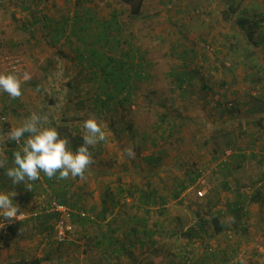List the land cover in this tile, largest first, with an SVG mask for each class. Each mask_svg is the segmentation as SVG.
Instances as JSON below:
<instances>
[{
    "label": "rangeland",
    "instance_id": "1",
    "mask_svg": "<svg viewBox=\"0 0 264 264\" xmlns=\"http://www.w3.org/2000/svg\"><path fill=\"white\" fill-rule=\"evenodd\" d=\"M96 2L113 5L117 19L116 27L106 30L103 46L98 43V52L125 59L126 66L141 73L125 102L102 106L96 100L97 95L104 99L110 92L105 79L93 75L95 71L81 75L76 65L71 72L57 69L54 73L41 65L37 72L34 62L39 60L30 61L28 68L18 48L3 44L0 73L11 72L8 62L17 57L22 65L19 75L27 72L32 78L22 81L19 99L0 93V117L5 118L0 121V136L35 112L48 117L41 127L56 128L71 146L74 138L82 139L85 120L102 122L107 140L90 149L95 163L86 179L69 178L62 183L56 179L47 191L40 192V199L47 203L52 195L50 187L68 189L67 195L72 196L69 201L78 211L96 216L102 193H121L119 211L146 220L144 227L137 226L136 236L143 238V244H133L128 251L116 254L107 252L96 245L99 230L109 227H101L99 220L75 224L71 241L60 247L50 241L52 220H46V231L23 239L48 241L49 246L42 249L47 251L42 252V264H171L191 254L200 264H264L263 198L259 203L247 202L257 191L264 197V163L260 158L264 151L248 153L241 148L248 143V133L264 134L250 122L252 111L264 108V41L254 48L237 22L239 17L247 19L243 26L247 29L249 24L262 21L254 32V40H260L264 34V0H145L142 17L135 20L117 0ZM229 8L232 14L228 12L225 19L222 11ZM179 74L186 77L182 86ZM257 113L264 120V111ZM243 129L244 135L237 140L240 149L232 151L241 158L230 156L227 163H219L212 149L222 151L232 139L222 133L232 136ZM27 137L25 134L21 139V147ZM128 146L135 150L133 159L123 151ZM4 148L18 150L12 141L0 144V149ZM149 156L155 157L157 168L146 162ZM160 168L164 169L160 174L146 176ZM198 173L200 178L191 185ZM149 186L156 195L145 206L138 199ZM181 186L186 189L175 198ZM198 192L205 194L199 197ZM237 202L247 218L243 214L236 218L233 205ZM20 210L27 212L23 207ZM214 215L223 225L221 234L214 233ZM143 234L146 237H141Z\"/></svg>",
    "mask_w": 264,
    "mask_h": 264
},
{
    "label": "crops",
    "instance_id": "2",
    "mask_svg": "<svg viewBox=\"0 0 264 264\" xmlns=\"http://www.w3.org/2000/svg\"><path fill=\"white\" fill-rule=\"evenodd\" d=\"M0 7V49L3 44L18 48L28 68L32 66L30 61L39 60L40 62H34L38 65L37 72L41 65L48 72L54 73L57 69L59 72L61 69L65 73L71 72L78 65L76 72L79 71L81 75L89 70L99 73L96 66L91 64L94 60L91 56L99 51L98 43L105 42L104 28L112 30L117 25L113 5L97 3L96 0H0ZM110 19L112 21H108ZM90 30L92 34L89 33ZM88 65L91 69H87ZM252 133L253 131L247 136L249 144L241 148L248 153L254 149L264 151V134L253 136ZM257 135L259 138L255 140ZM3 150L8 158L7 167L13 166V151ZM5 172L6 168H0V192L15 191L13 202L19 209L23 207L27 212L39 210L53 198L49 197L47 203L40 199L42 191H47L38 186L43 182V176L33 182L31 191H28L23 184L13 186ZM101 197L96 210L102 213L108 204L104 202L106 194L102 193ZM46 220L51 219L42 215L37 219L13 223L12 220L0 218V264L33 258L39 259L42 264V252H47L42 249L49 245L43 239L38 242L35 238L25 241L23 236L46 231ZM108 220L109 217L105 221Z\"/></svg>",
    "mask_w": 264,
    "mask_h": 264
},
{
    "label": "trees",
    "instance_id": "3",
    "mask_svg": "<svg viewBox=\"0 0 264 264\" xmlns=\"http://www.w3.org/2000/svg\"><path fill=\"white\" fill-rule=\"evenodd\" d=\"M144 1L145 0H117L118 3L125 5L129 9L130 19H132V20L140 19L142 17L141 11H142V6H143ZM222 12L224 14V18L226 19V18H228V15H229L228 12H230L232 14V9L229 8V10H226V11L223 10ZM247 21L248 20L243 18V17H239L237 19V22L239 24V28L242 30V32H244L248 43L250 45H252L254 48H257L258 45L260 43H262V41H264V34L262 35V37L258 41H255L254 37H255L256 29H258L259 26L263 25V23H261L262 21H260V22L254 23V25L249 24L248 28L244 29L243 26L246 25ZM253 26H255V27H253ZM105 30L106 29L104 28V37H105V40H107L108 34L106 33ZM92 54H94V53H92ZM91 57H94V60L91 62V64L93 66H96V68L99 71V73L95 71V73H93V75L96 76V74H100V76H102V78L105 79L104 85H106V87L109 88L108 91L110 92L105 96L104 99H101L102 97H100L102 94L97 95L96 100L100 101L102 106L105 105L107 102L108 103L112 102V104H113V102H117L115 104L125 102L126 98L129 96L128 92L130 91V89L132 87V83H133L134 79H137L138 77H140V74H141L140 71H133V69H131L129 66H126V60L125 59H115V57H110V56L107 57L104 54L99 53V52H97L96 54H94ZM91 57H89V58H91ZM133 57L134 56L132 55L130 58L133 60ZM185 80H186L185 74H179V76H178L179 86L184 85L183 81H185ZM104 85L102 84V86H100V91L103 90ZM254 100L258 104H260L259 102H262L261 99L260 100L254 99ZM262 106H264V105H262ZM228 109H230V108H228ZM262 109H264V108H262ZM262 109L256 110V111L257 112L264 111ZM256 111H252L251 114L254 115V118H252L250 120V122L253 123L254 125L260 127L259 128V130H261L260 132H264V128L262 130V126H261L262 121H263L262 120L263 115L261 113H257ZM245 123H246V121H245ZM222 134H223L222 136L224 138L230 136V138H232V139H229L226 142V144H225L226 149H223L222 151H219L216 148L212 149L213 154H216V155L218 154L217 157L223 155L224 151H227V150H230V151L237 150L238 151L240 149L239 146H237V140L240 136L244 135V129L242 131H240L237 135L231 136V134H226V133H222ZM71 142H73L71 144V149L73 152H75V150H76V147L78 145L77 143H79V146L83 144V140L80 137L74 138L73 141H71ZM227 148H230V149H227ZM232 157H234V160L241 158L239 155H235V153H234V155H232ZM260 158H261L262 163H264V157L261 156ZM146 162L149 164H152L151 165L152 167L157 168L156 166H158L157 160L155 159L154 156L147 157ZM229 169H230V167H229ZM163 170L164 169L160 168V169L154 171L153 173L149 172L148 175H146V176H148V177L156 176V175L160 174ZM263 173H264V167H263ZM41 174L43 176L44 181H43V183L40 182V184L38 186L39 187L41 186L40 188L43 190L57 181L56 180L57 178L55 176L53 178L49 179L43 173H41ZM199 178H200V173H198L197 175L194 176L193 179H191L190 184L191 185L195 184ZM58 181L60 183L64 182V180H59V179H58ZM34 185H36V183H34ZM50 188H51L50 193L52 194L51 197H53V199L58 204L66 205L70 209L78 211L75 207V204H73V202L69 201V198L71 195H67L68 189L62 190L61 188H58V189H53L52 187H50ZM185 189H186L185 186H181V188L176 193V195H174V197L178 198L179 195L182 193V191H184ZM148 190L149 191L147 193H145V195H143V197L141 196L140 199H138L139 203L142 205L145 204V206L149 203H152L153 197L156 195V190L154 188H152L151 186H149ZM120 194L121 193H118V194L110 193V194L106 195L104 202L107 203L108 206H106V208L104 207L102 213L99 211L98 214H96V216L89 215L91 217V219L90 218L89 219H81L77 215H73L72 221H71L73 225H75V224L77 225L78 223H83L85 221L97 222V220L100 221L101 227L107 224L109 227H102V229H105V231H102V229H100L101 227L98 226L100 229L99 230L100 231L99 236H101V237H100V239H98L100 241L98 243H96V245L98 247L104 248L107 252L110 251L112 254H116L117 252H119V253L123 252L124 250H127V248L132 246L133 244L142 245L143 244V241H142L143 238H139L136 236V234L138 233V227L137 226L144 227L146 225L145 224V222H146L145 218H141L140 220H137V218H135V214L130 216V214H124L123 212L119 211L120 210L119 209L120 208L119 207V204H120L119 196H120ZM66 197H68V198H66ZM71 198H72V196H71ZM260 200L263 203L264 197H261L260 192L257 191L254 194L250 195V197L247 199V202L248 203H259ZM161 201H163V200H161ZM233 207H234L233 211L237 214V217H236L237 219H240L243 215H245V209L243 210V207L240 208L241 207L240 202L235 203V205H233ZM47 216L52 220V224H51V230H52L53 229V217L50 215H47ZM245 216L247 218V213ZM108 217H109V220L106 222L105 220ZM211 222H212V225L214 228V233L221 234L223 232V225H222L219 217L214 215L211 218ZM112 224L118 226V228L115 226H112ZM112 228H114V229H112ZM143 231L146 232V230H143ZM118 232H120L119 235H118ZM145 234H143V236H141V237H146ZM208 254H211V251H208ZM40 263H41L40 260L37 258H33L31 260L21 259V260H17V261L7 262V264H40ZM191 263L192 264H200V261L198 263L197 258L193 254H191L190 256L186 255V256L182 257L179 260V263H178V261H177V263H175V261H171V264H191ZM201 264H208V263L206 261H203V263H201Z\"/></svg>",
    "mask_w": 264,
    "mask_h": 264
},
{
    "label": "clouds",
    "instance_id": "4",
    "mask_svg": "<svg viewBox=\"0 0 264 264\" xmlns=\"http://www.w3.org/2000/svg\"><path fill=\"white\" fill-rule=\"evenodd\" d=\"M29 73L21 75L15 71L0 73V93H6L12 99H19L22 93V81L31 80ZM39 90V86L37 87ZM47 116L32 113L19 127L10 130L0 136V144L8 141L20 144L21 139L28 134L22 147L12 153L13 166L7 167L8 158L4 150L0 149V168H6V176L13 186L23 184L31 191L33 182L40 180L41 173L51 179L54 176L59 180L69 178L86 179V173L95 163L92 151L98 143L107 140L102 127V122L95 118H89L83 122V144L72 151L68 138H62L54 127H41ZM124 153L130 158H135V150L132 146L126 147ZM15 191L0 192V218L3 220L18 219L20 209L13 202Z\"/></svg>",
    "mask_w": 264,
    "mask_h": 264
},
{
    "label": "built area",
    "instance_id": "5",
    "mask_svg": "<svg viewBox=\"0 0 264 264\" xmlns=\"http://www.w3.org/2000/svg\"><path fill=\"white\" fill-rule=\"evenodd\" d=\"M9 70L15 71L17 74L21 73V61L17 57H12L8 62ZM5 120L4 117H0V121L3 122ZM15 146L18 148L21 147L20 144L13 142ZM232 156V151L227 150L224 151L223 155L219 156L218 160L219 163L225 164L227 163L228 159ZM199 197L203 196L205 192H198ZM22 213V214H21ZM21 214V215H20ZM18 219L13 218L12 221L14 223L24 222L31 219H37L42 215H50L53 217V229L51 233V243L55 246H63L71 241L70 235L73 230L72 224V216L77 215L81 219H91L89 214H86L82 211H75L70 209L66 205L58 204L53 198L47 203L45 207L39 210H34L30 212H18ZM45 244L48 243L46 239H43Z\"/></svg>",
    "mask_w": 264,
    "mask_h": 264
}]
</instances>
